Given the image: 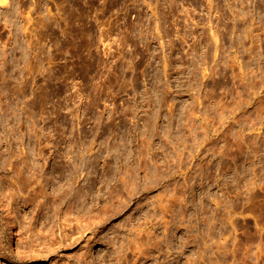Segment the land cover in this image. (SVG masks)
<instances>
[{"label": "rangeland", "instance_id": "obj_1", "mask_svg": "<svg viewBox=\"0 0 264 264\" xmlns=\"http://www.w3.org/2000/svg\"><path fill=\"white\" fill-rule=\"evenodd\" d=\"M0 8V264H264V0Z\"/></svg>", "mask_w": 264, "mask_h": 264}, {"label": "bare ground", "instance_id": "obj_2", "mask_svg": "<svg viewBox=\"0 0 264 264\" xmlns=\"http://www.w3.org/2000/svg\"><path fill=\"white\" fill-rule=\"evenodd\" d=\"M10 1V0H9ZM8 0H0V5L2 4V6H3V4L4 3H6V2H9ZM12 1V0H11ZM8 5H9V3H7ZM6 4V5H7ZM11 4V3H10ZM12 4H14V3H12ZM5 5V6H6ZM14 5H16V4H14ZM13 5V6H14ZM11 6V5H10ZM12 6V7H13ZM17 6H19V5H17ZM11 9V8H10ZM13 10H14V7L12 8ZM15 9H17V10H19V8L17 7H15ZM2 10V8H0V11ZM4 10V9H3ZM16 11V10H15ZM20 11V10H19ZM4 12V11H3ZM10 12V11H9ZM13 12V11H12ZM11 12V13H12ZM17 13V12H16ZM12 15H14V14H12ZM9 17H11V14H10V16ZM13 17V16H12ZM22 89V88H21ZM253 183H255V181L253 182ZM256 184V183H255ZM258 185V184H257ZM253 188H255V187H253ZM252 188L250 187V190H251ZM0 190H1V186H0ZM250 193H251V191H250ZM253 195H254V192H253V194H251V196L253 197ZM255 195H257V191H256V194ZM250 197V196H249ZM250 199V198H249ZM252 199H254V198H252ZM166 207V206H165ZM2 210L6 213V222H5V228H6V231H7V233L8 234H12L13 232H14V229H15V227H16V224H17V216H16V214H15V212L13 211V209L11 208V204H10V202H9V200H8V198H6V196H5V194H3V200H2ZM114 213H115V211H114ZM113 213V214H114ZM82 230V229H81ZM82 231H84V229L82 230ZM82 231H73V233L72 234H74V235H72L71 234V238H72V240H77L78 238H80V237H82V235H79V236H76L75 235V232H77V233H79V232H82ZM80 234V233H79ZM64 236V235H63ZM133 244L134 243H132V245H131V243H130V245H128V248H132V247H134L133 246ZM19 246V245H18ZM136 246L137 247H141L140 245H137L136 244ZM133 251L135 250V247H134V249H132ZM136 251V250H135ZM112 259H111V261H110V264H113L114 262V259H113V257H111ZM83 264H101V261L99 262V260L97 259V258H94V257H92L91 258V260L90 259H85V260H83ZM103 264V263H102Z\"/></svg>", "mask_w": 264, "mask_h": 264}]
</instances>
